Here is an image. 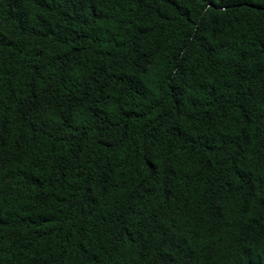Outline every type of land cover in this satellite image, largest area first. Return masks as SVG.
Listing matches in <instances>:
<instances>
[{
  "label": "trees",
  "instance_id": "1",
  "mask_svg": "<svg viewBox=\"0 0 264 264\" xmlns=\"http://www.w3.org/2000/svg\"><path fill=\"white\" fill-rule=\"evenodd\" d=\"M0 264H264V0H0Z\"/></svg>",
  "mask_w": 264,
  "mask_h": 264
}]
</instances>
